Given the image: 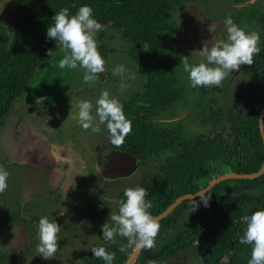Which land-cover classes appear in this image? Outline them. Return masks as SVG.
I'll return each instance as SVG.
<instances>
[{"label": "trees", "instance_id": "16d2710c", "mask_svg": "<svg viewBox=\"0 0 264 264\" xmlns=\"http://www.w3.org/2000/svg\"><path fill=\"white\" fill-rule=\"evenodd\" d=\"M202 1L207 0H18L12 31L0 30V126L12 102L25 92L38 67L49 57L47 51L55 50V54L61 49L59 43L46 37L55 12L67 7L74 14L80 6L88 5L101 29L120 35L143 82L142 90L122 105L131 121V131L118 148L108 142V154L127 155L138 164L169 154L156 174L131 186L147 189L146 199L152 204L149 213L158 216L179 197L201 191L221 175L256 173L264 162L259 130L264 106V6L260 3L241 7L233 18L237 25L243 24L259 34L260 52L253 56L252 65L240 66L236 86L228 92L221 89L220 96L227 92L222 102L210 103L207 115L202 116L209 131L185 141L154 123L184 96L172 56L164 47L165 37L174 31L172 14L183 3ZM222 1L242 6L253 0ZM97 50L105 61L104 71L97 78L104 81L110 75L106 61L113 50L107 43L98 45ZM106 156L97 150L100 176ZM102 179V185L121 181ZM102 187L82 211L88 223L98 226L106 222L110 213L118 212L123 192L129 188L122 187L109 199ZM207 194L208 207L201 204L191 212L192 200H186L159 221L154 246L142 249L133 264H165L171 260L185 264L190 257L195 260L192 264H247L252 246L239 243L245 228L241 217L264 209V173L254 180L221 182ZM194 200L199 202V198ZM31 213L28 210L30 222H37ZM38 243L36 240V246ZM94 247L113 252V264H124L133 254L126 238L120 236L105 241L101 233ZM92 248L81 264H104L93 256ZM15 253L11 251L4 258L12 260Z\"/></svg>", "mask_w": 264, "mask_h": 264}, {"label": "rangeland", "instance_id": "374dc122", "mask_svg": "<svg viewBox=\"0 0 264 264\" xmlns=\"http://www.w3.org/2000/svg\"><path fill=\"white\" fill-rule=\"evenodd\" d=\"M17 1L0 0V30L12 31ZM256 3L264 6V0L242 6L207 0L186 2L176 8L172 14L174 31L165 37L164 47L172 56L184 96L154 123L185 141L209 131L202 123V116L207 115L210 103L220 104L227 90L239 83V70L218 88H192L182 58H188L190 64L200 62L204 57L197 50L205 41L210 40L211 47L216 40L226 37L223 20L229 16L233 19L238 9ZM209 23L217 24L212 36L206 31ZM238 26L251 32L243 24ZM95 39L97 46L107 43L113 50L106 61L108 79L85 82L82 70L60 69L57 64L64 55L61 48L38 67L25 92L12 102L0 126V167L9 174L7 189L0 192V264H81L82 258L99 243L102 233L101 226L88 223L82 212L97 196L100 186L110 199L122 187L134 186L144 177L156 174L169 155L164 153L143 164L135 160L127 177L102 185L104 177L98 175L96 155L97 150L103 155L110 154L109 134L102 124L98 125V133L82 129L76 104L80 100L91 101L94 115L95 101L102 91H108L110 98L123 105L132 94L142 90L143 82L116 31L100 29ZM117 65H123L126 71L114 74ZM221 89L227 91L222 96ZM28 210L37 222H30ZM42 216L60 226L57 251L49 260L42 259L35 251L39 240L37 226ZM11 251L16 253L12 260H6L4 257ZM165 264L182 263L171 260Z\"/></svg>", "mask_w": 264, "mask_h": 264}, {"label": "clouds", "instance_id": "9594fccd", "mask_svg": "<svg viewBox=\"0 0 264 264\" xmlns=\"http://www.w3.org/2000/svg\"><path fill=\"white\" fill-rule=\"evenodd\" d=\"M223 26L226 32L224 39L216 40L211 47H209L210 40L205 41L197 50L204 59L190 64L188 58H182L181 63L188 74L192 88H218L229 75L238 71L241 65H252L253 56L259 54L258 33L241 28L230 16L223 20ZM101 27L102 25L93 16L92 8L88 5L80 6L74 14H70L67 7L55 12L52 23L47 27L46 37L59 43L64 51L57 66L62 70H82L85 82L97 79V74L104 71L105 64L97 50L95 39ZM216 30V23H209L206 27L210 36ZM54 51L51 49L47 51L51 59ZM125 71L123 65H117L113 69L114 74H122ZM76 108L82 129H91L93 133H98L100 131L98 125H105L109 142L117 148L124 143L125 137L131 131V121L126 118L122 105L115 98H110L108 91H102L96 99L94 115L92 114L93 104L89 100L78 101ZM8 175V172L0 167V192H4L8 187ZM209 190L211 189L198 191L191 196H198L199 202L190 197L191 212L201 204L204 207L209 206L210 194H206ZM147 196L148 191L144 187L126 188L123 198L119 201L118 212L110 213L106 222L101 225L103 240L114 241L116 236H120L126 238L127 246L134 252L151 249L155 244L160 225L157 218L148 211L152 204L146 199ZM241 219L245 223V228L239 237V243L252 246L247 264H264V209L244 215ZM59 232L60 226L55 220H49L47 216L39 219L37 226L39 243L35 249L39 257L49 260L56 253ZM91 253L104 264H113L115 254L107 251L105 247H94Z\"/></svg>", "mask_w": 264, "mask_h": 264}, {"label": "water", "instance_id": "95a60500", "mask_svg": "<svg viewBox=\"0 0 264 264\" xmlns=\"http://www.w3.org/2000/svg\"><path fill=\"white\" fill-rule=\"evenodd\" d=\"M263 117H264V106L260 110V116H259V130H260V135L262 138V142L264 145V131H263ZM135 159L123 155L117 152H112L110 153L104 162L103 166V171L102 175L104 178H109V179H120V178H125L127 177L132 169H133V164H134ZM264 173V162L262 164V167L260 168L259 171L256 173L252 174H247V175H240V174H226V175H221L215 179H213L204 189H211L214 188L217 184L227 181V180H254L260 177ZM209 190V192L211 191ZM208 192V193H209ZM207 194V193H206ZM194 194H189V195H184L176 199L164 212L156 216L158 222L167 217L176 207H178L182 202L186 200H191V199H197L199 198L198 196L196 197H191ZM191 197V199H190ZM141 253V250L139 252H134L133 254L126 260L124 264H133L139 254Z\"/></svg>", "mask_w": 264, "mask_h": 264}, {"label": "flooded vegetation", "instance_id": "af4514ba", "mask_svg": "<svg viewBox=\"0 0 264 264\" xmlns=\"http://www.w3.org/2000/svg\"><path fill=\"white\" fill-rule=\"evenodd\" d=\"M103 166H104V165H103ZM102 171H103V170H102ZM113 180L115 181V180H121V179H113ZM113 180H110V181H113ZM190 261L194 262L195 260H194L193 257H190V258H188V261H187L185 264H189ZM192 262H191V263H192Z\"/></svg>", "mask_w": 264, "mask_h": 264}]
</instances>
